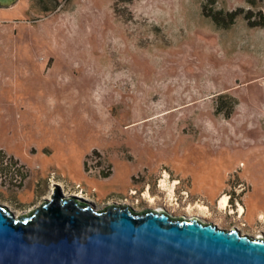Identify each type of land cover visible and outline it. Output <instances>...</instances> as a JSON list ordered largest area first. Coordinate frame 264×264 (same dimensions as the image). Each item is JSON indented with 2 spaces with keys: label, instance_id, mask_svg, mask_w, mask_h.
I'll use <instances>...</instances> for the list:
<instances>
[{
  "label": "rangeland",
  "instance_id": "374dc122",
  "mask_svg": "<svg viewBox=\"0 0 264 264\" xmlns=\"http://www.w3.org/2000/svg\"><path fill=\"white\" fill-rule=\"evenodd\" d=\"M205 3L264 10V0L0 3V148L26 170L22 187L0 183V201L29 212L58 184L99 207L264 235V26L241 14L219 27Z\"/></svg>",
  "mask_w": 264,
  "mask_h": 264
},
{
  "label": "water",
  "instance_id": "95a60500",
  "mask_svg": "<svg viewBox=\"0 0 264 264\" xmlns=\"http://www.w3.org/2000/svg\"><path fill=\"white\" fill-rule=\"evenodd\" d=\"M0 264H264V235L161 208L99 207L56 184L29 212L0 202Z\"/></svg>",
  "mask_w": 264,
  "mask_h": 264
},
{
  "label": "trees",
  "instance_id": "16d2710c",
  "mask_svg": "<svg viewBox=\"0 0 264 264\" xmlns=\"http://www.w3.org/2000/svg\"><path fill=\"white\" fill-rule=\"evenodd\" d=\"M123 2H130L132 0H121ZM253 1V0H249ZM206 17H210L219 27H230L236 22L237 18L243 14L250 27L264 26V10L253 12L251 9L239 8L237 10L222 11L210 7L207 3L204 4L202 9ZM222 107L218 108L220 111Z\"/></svg>",
  "mask_w": 264,
  "mask_h": 264
},
{
  "label": "built area",
  "instance_id": "2783aa9c",
  "mask_svg": "<svg viewBox=\"0 0 264 264\" xmlns=\"http://www.w3.org/2000/svg\"><path fill=\"white\" fill-rule=\"evenodd\" d=\"M24 166L16 156L8 154L4 152L3 148H0V183L3 187L10 188L15 187L12 185H16L17 188H20L26 173Z\"/></svg>",
  "mask_w": 264,
  "mask_h": 264
},
{
  "label": "bare ground",
  "instance_id": "6f19581e",
  "mask_svg": "<svg viewBox=\"0 0 264 264\" xmlns=\"http://www.w3.org/2000/svg\"><path fill=\"white\" fill-rule=\"evenodd\" d=\"M178 180V179H177ZM176 181V180H175ZM180 182V181H179ZM149 193V192H148ZM221 207H227L229 205V194H225L223 197H221ZM220 201V200H219ZM207 206V205H205ZM243 204H239L238 211L241 212L243 210ZM200 207V206H199ZM261 234V233H260Z\"/></svg>",
  "mask_w": 264,
  "mask_h": 264
},
{
  "label": "crops",
  "instance_id": "0c3cea01",
  "mask_svg": "<svg viewBox=\"0 0 264 264\" xmlns=\"http://www.w3.org/2000/svg\"><path fill=\"white\" fill-rule=\"evenodd\" d=\"M1 192V190H0ZM2 193V192H1ZM12 197L15 199V200H20L19 199V194L18 193H15L14 195H12Z\"/></svg>",
  "mask_w": 264,
  "mask_h": 264
},
{
  "label": "flooded vegetation",
  "instance_id": "af4514ba",
  "mask_svg": "<svg viewBox=\"0 0 264 264\" xmlns=\"http://www.w3.org/2000/svg\"><path fill=\"white\" fill-rule=\"evenodd\" d=\"M1 202V201H0ZM2 203V202H1ZM8 206H10V205H8ZM11 207V206H10ZM12 209H14V207H11ZM15 210V209H14Z\"/></svg>",
  "mask_w": 264,
  "mask_h": 264
},
{
  "label": "clouds",
  "instance_id": "9594fccd",
  "mask_svg": "<svg viewBox=\"0 0 264 264\" xmlns=\"http://www.w3.org/2000/svg\"><path fill=\"white\" fill-rule=\"evenodd\" d=\"M68 195V194H67Z\"/></svg>",
  "mask_w": 264,
  "mask_h": 264
}]
</instances>
